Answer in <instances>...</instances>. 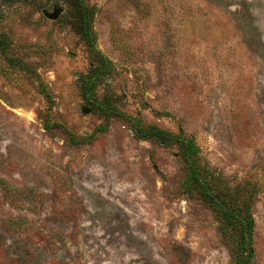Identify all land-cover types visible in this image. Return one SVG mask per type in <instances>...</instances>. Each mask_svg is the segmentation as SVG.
Segmentation results:
<instances>
[{
	"label": "rangeland",
	"instance_id": "1",
	"mask_svg": "<svg viewBox=\"0 0 264 264\" xmlns=\"http://www.w3.org/2000/svg\"><path fill=\"white\" fill-rule=\"evenodd\" d=\"M84 4L110 61L93 97L121 117L85 101L96 61L66 0H0V264H238V221L223 236L177 143L136 125L192 140L249 205L244 264H264V0Z\"/></svg>",
	"mask_w": 264,
	"mask_h": 264
},
{
	"label": "trees",
	"instance_id": "2",
	"mask_svg": "<svg viewBox=\"0 0 264 264\" xmlns=\"http://www.w3.org/2000/svg\"><path fill=\"white\" fill-rule=\"evenodd\" d=\"M67 5L71 8L72 17L71 25L76 28L86 43L90 46V51L93 60L91 63L90 74L87 75L85 83L81 86L82 93L85 97V101L90 108L99 109L105 116H123V112H120L115 105V100L110 99L108 96L102 100H96L93 97V89L95 86V79L102 76H107L110 69V61L101 54L94 47L93 34L90 28L93 17V11L90 7H86L84 0H66ZM45 15L51 19H55L60 13V8L56 7L52 11L44 12ZM3 46V43L0 47ZM91 79V80H90ZM136 125V124H135ZM135 134L141 139H154L159 143L175 142L180 151L181 160L187 170L188 176L183 183V190L190 197H194L207 207L212 208L216 215L223 222L219 226V231L223 236H227L229 231L228 224L232 221H238L240 224L238 230L234 228L239 235V242L237 246L231 250L237 259L238 264H244L243 251L247 250L251 230L253 226V220L250 212L248 211L249 205L245 201L239 208L235 206L231 193L224 188L221 181H219L217 175L206 173V167L201 166L198 163L196 156V148L190 138H182L174 134H170L166 130L157 127L155 125H149L141 128L135 126ZM242 248V250L240 249Z\"/></svg>",
	"mask_w": 264,
	"mask_h": 264
}]
</instances>
